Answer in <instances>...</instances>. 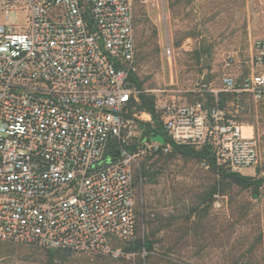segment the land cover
<instances>
[{
  "label": "built area",
  "instance_id": "1",
  "mask_svg": "<svg viewBox=\"0 0 264 264\" xmlns=\"http://www.w3.org/2000/svg\"><path fill=\"white\" fill-rule=\"evenodd\" d=\"M151 1L0 0V242L96 258L121 256L115 241L135 237L134 165L170 151L159 142L128 149L143 135L140 122L152 121L128 116L141 92L131 77L136 10ZM19 10L23 28L9 22ZM221 82L234 94L225 107L171 104L163 124L177 144L209 142L229 171L256 168L260 144L240 117L264 99V38L253 44L251 72Z\"/></svg>",
  "mask_w": 264,
  "mask_h": 264
},
{
  "label": "rangeland",
  "instance_id": "2",
  "mask_svg": "<svg viewBox=\"0 0 264 264\" xmlns=\"http://www.w3.org/2000/svg\"><path fill=\"white\" fill-rule=\"evenodd\" d=\"M188 1L190 2L172 10L169 8L168 0H154L140 4L136 10L137 47L142 32V41L150 43L149 27L151 25L159 31L160 57L143 65L136 64V77L145 92L156 95L161 113L165 111L164 107L171 104L198 102L204 87L202 82L208 74V67L203 63L202 53L204 52L201 50L204 40L213 46L211 55L204 54L209 57L211 63L210 78L211 80L216 78L218 87L221 88V79L225 74L234 75L240 82L241 78L251 72L253 44L257 39L264 38V0H247L246 7L242 8V14L236 15L234 20L231 19V10L213 19L211 9L206 8V1ZM9 22L23 28L27 23V12L25 10L11 12ZM6 24L7 14L0 11V25ZM168 44L173 49L171 57H166L164 54V48ZM197 50L200 51V59L196 54ZM245 118L252 123L245 126L253 127L254 136L260 144L261 162L256 168L245 169L241 173L256 176L258 170H261L260 176L264 177V99L254 104L253 110L246 114ZM146 156L148 155L138 159L134 165V173ZM206 171V168L194 160H173L166 165L165 175L160 184L148 187L145 195H148L149 200L159 202L157 205L160 211L168 213L172 208L168 207L169 209L166 210L163 203L173 199L174 187L178 189L179 195H185L188 190L187 198L184 196L188 199V201L185 200L187 205L192 202L190 198L197 187L210 180V175ZM136 194L138 208L140 194L137 188ZM237 200L250 203L249 214L230 232L233 235L230 238V245L228 247H222L220 244L213 245L198 254L193 246H184L181 248L182 264H228L224 258L229 253H242L238 249L232 250L237 242L236 239L252 233L251 241H255L261 237V233L264 235V190L259 199L252 198L249 192H238L235 202ZM218 202L214 205L212 218L218 217L220 225L221 222L232 219L231 211L235 202L232 203L230 198H221ZM162 233L164 232H160L158 237H161ZM216 233L221 235V226L217 227ZM228 235V232L225 233L224 243L227 242ZM190 239L189 242L194 241L193 238ZM218 240L220 241V238ZM124 246L125 242L115 241V247L122 251L121 256L103 258L110 261V264H137V255L125 253ZM49 250L31 245L0 242V264H100L89 261L87 259L91 257L80 254H75L68 260H61L58 257L51 259ZM256 254L264 257V242L257 246ZM175 257L174 255L172 259ZM158 258L154 259L153 264H178L170 261L169 258L162 260Z\"/></svg>",
  "mask_w": 264,
  "mask_h": 264
},
{
  "label": "trees",
  "instance_id": "3",
  "mask_svg": "<svg viewBox=\"0 0 264 264\" xmlns=\"http://www.w3.org/2000/svg\"><path fill=\"white\" fill-rule=\"evenodd\" d=\"M204 1H206V8L211 9L210 13L213 14V19H216L217 15L230 12L229 10H231L230 14L233 20L236 19V15L242 14V8L244 9L247 3V0ZM168 2L169 8L174 10L190 1L168 0ZM149 33L150 43L148 41L143 42V32L140 34L137 47V65H143L150 60L159 59L160 57L159 31L154 25H151ZM201 50L209 56L211 55L213 46L209 45L207 40H204L201 44ZM196 54L200 59V51L197 50ZM131 77L141 92L139 94V101L132 103L128 116L132 117L135 112H145L152 116V121L140 122L143 135L137 139L136 144L128 147L129 151L134 153L145 142H159L165 146L169 145L170 151L167 153L162 151L146 156L134 173L135 186L140 194L137 208L138 225L135 237L125 242L124 252L135 253L138 257L137 264H153L156 257H159V260L169 258L170 261L182 264L181 248L184 246H193L197 254L211 248L213 245L220 244L222 247H228L230 245V238L231 236L233 237L230 232L245 220L249 214L250 203L241 200L235 202L236 193L249 192L252 198L259 199L264 190V177L260 176L261 170H258L256 176L232 172L217 164L209 142L200 147L174 142L163 124L162 113L157 109L156 95L145 92L142 89L141 82L136 77V72L132 73ZM233 98L234 94L226 93L220 88L214 92L209 85L202 87L198 102H202L205 109L210 110L217 105L225 107ZM245 116L240 117L242 124H252ZM176 159L194 160L199 163L207 169L206 172L210 175V180L206 184L204 183L200 187H197L190 198L192 202L187 203V205H185V200L188 201L186 199L188 190L185 195H179L178 189L174 187L172 193L173 199L163 203V207L167 208L166 210L169 209L168 207L172 209L168 213H165L159 210L160 207L157 205L159 202L155 203L149 200L145 192L148 187L160 184L162 177L165 175L166 165ZM218 197L220 199L230 198L232 203L235 202L231 211L232 219L225 220L220 225L218 224V217L212 218V211ZM218 226H221V235L220 233L218 235L216 233ZM160 232L164 233H162L161 237H158ZM227 232L229 235L227 242L224 243L223 237ZM251 234L236 239L237 242L232 250L238 249L242 253L235 254L231 252L224 258V261H227L228 264H264V257L256 254L257 246L264 242V235L261 233L260 238L251 241ZM190 238H193L194 241L189 242ZM219 238L220 241L218 240ZM48 253L51 259L58 257L61 260H68L75 255L72 251L63 249H50ZM174 255L176 257L172 259ZM87 260L100 264H110V261H107L103 257Z\"/></svg>",
  "mask_w": 264,
  "mask_h": 264
},
{
  "label": "water",
  "instance_id": "4",
  "mask_svg": "<svg viewBox=\"0 0 264 264\" xmlns=\"http://www.w3.org/2000/svg\"><path fill=\"white\" fill-rule=\"evenodd\" d=\"M202 57H203V63L206 67H208V74L206 75L205 79L203 80L202 82V85L203 86H209L210 83H211V78H210V73H211V68H210V59L209 57L205 56L203 53H202Z\"/></svg>",
  "mask_w": 264,
  "mask_h": 264
},
{
  "label": "crops",
  "instance_id": "5",
  "mask_svg": "<svg viewBox=\"0 0 264 264\" xmlns=\"http://www.w3.org/2000/svg\"><path fill=\"white\" fill-rule=\"evenodd\" d=\"M210 87L212 88V91H214V92L215 91H218L219 87H218V82H217V79L216 78H213L211 80Z\"/></svg>",
  "mask_w": 264,
  "mask_h": 264
},
{
  "label": "bare ground",
  "instance_id": "6",
  "mask_svg": "<svg viewBox=\"0 0 264 264\" xmlns=\"http://www.w3.org/2000/svg\"><path fill=\"white\" fill-rule=\"evenodd\" d=\"M244 133L246 134V135H251V128L250 127H248V126H244Z\"/></svg>",
  "mask_w": 264,
  "mask_h": 264
}]
</instances>
